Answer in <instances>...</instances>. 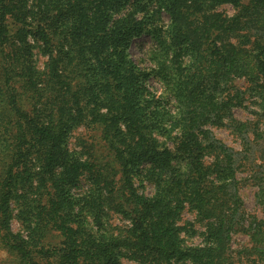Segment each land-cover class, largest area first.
I'll list each match as a JSON object with an SVG mask.
<instances>
[{"label":"trees","instance_id":"trees-1","mask_svg":"<svg viewBox=\"0 0 264 264\" xmlns=\"http://www.w3.org/2000/svg\"><path fill=\"white\" fill-rule=\"evenodd\" d=\"M224 4L236 15L212 12ZM141 34L158 50L162 107L128 54ZM30 38L49 54L44 73ZM234 80L249 83L264 128V0H0V246L22 264H264V222L243 228L232 154L206 129L247 131L232 115L244 107ZM86 118L113 153L95 172L67 149ZM84 173L95 193L72 202L67 186ZM136 177L154 196L138 194ZM12 203L25 237L10 229ZM186 206L208 222L201 247L184 246L176 225ZM108 211L129 222L124 232L104 228ZM236 228L248 234L247 257L230 252ZM51 229L61 242L38 262Z\"/></svg>","mask_w":264,"mask_h":264},{"label":"rangeland","instance_id":"rangeland-1","mask_svg":"<svg viewBox=\"0 0 264 264\" xmlns=\"http://www.w3.org/2000/svg\"><path fill=\"white\" fill-rule=\"evenodd\" d=\"M212 12L220 14L225 18H232L236 15L237 10L230 4H224L218 6ZM141 16L139 15L138 18H141ZM159 19L160 21L156 25L166 29L169 25L168 15L162 13ZM233 42L236 43V41ZM29 43L32 46L30 55L35 67L38 72L44 73L46 71L45 65L48 61L49 54L43 52L42 42H37L33 38H30ZM157 52L158 50L150 36L141 34L132 40L128 54L139 69L151 74L146 81V89L153 94L158 106L162 107L168 101L169 93L166 89L162 88L158 82V78L154 77L155 74L151 73L157 68L153 61L154 56L158 54ZM231 85L230 92L233 95H238L237 93L241 94L243 98L242 106H244L233 108L232 115L236 121L249 123L247 131L238 134L234 131L233 126L230 125L231 123L228 124L227 121L221 127L207 126L206 129L212 133L213 137L219 143L228 148L232 154L235 184L230 188V193L232 196L236 195V200L239 205L237 218L242 222L244 221L242 226L243 228H247L248 224L254 220L264 222V128L255 113L257 112V108L253 103H255L256 98L253 97L250 91L249 83L244 80H234ZM166 107L172 109L173 102L171 101ZM258 128L263 132L259 138L253 133ZM160 140L162 141L163 139L160 138ZM167 145L169 148H173L172 143L169 142ZM67 149L70 153L75 154L81 159V161H86L92 165L94 172L102 165H113V153L110 152L107 146L102 128L99 125L90 123V118H86L82 124H78L71 130L68 136ZM205 159L207 164L214 161L213 157H206ZM133 183L136 191L141 196L145 198L154 196L155 186L152 182L141 177H136ZM67 193L71 197L72 202H82L85 196L90 193L94 194L90 174L84 173L79 176L74 184L67 186ZM10 206L12 208L10 229L14 233H19L25 237L27 233L24 231L18 219H16L17 210L15 209V204L12 203ZM105 219L104 228L114 235L124 232L129 226V222L112 211L107 212ZM81 221L83 222V220ZM176 225L183 228L181 238L183 239L184 246H203L204 234L206 233L208 222L201 220L188 206L184 207L179 213ZM94 229L96 228L94 227ZM60 242L61 237L58 232L53 229L50 232L48 231L41 243L43 247L40 246L35 250V252H40L38 254L35 253L38 262H43L42 258L45 257H43L44 252L53 250ZM229 247L231 254L235 257H247V251L251 248L248 234L242 231V229L236 228L235 232L231 235ZM0 264L22 263H20L15 255L7 252L0 246ZM119 264L138 263L130 258L122 257L119 259Z\"/></svg>","mask_w":264,"mask_h":264}]
</instances>
